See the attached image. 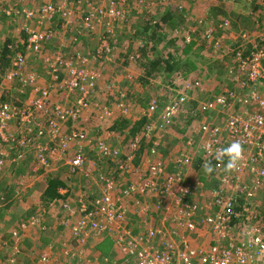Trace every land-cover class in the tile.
Returning <instances> with one entry per match:
<instances>
[{"label":"built area","instance_id":"built-area-1","mask_svg":"<svg viewBox=\"0 0 264 264\" xmlns=\"http://www.w3.org/2000/svg\"><path fill=\"white\" fill-rule=\"evenodd\" d=\"M84 1L93 9L95 6V19L88 11L83 19L73 20L70 3H45L41 9L34 11L26 5L21 9L15 6L6 9L4 14L11 17L15 9L19 10L18 15H22L25 21L24 30L27 29V23L50 25L52 19L58 16L64 19L60 27L63 31L73 30L81 20L85 21L82 29L97 31V27L103 28L109 18L124 16L126 13L118 9V1L121 0H79L75 4ZM260 1L264 3V0ZM103 2L106 7L97 9ZM228 27L229 23L225 21L217 29ZM210 33L211 30H208ZM56 35V31L45 29L26 31V51L34 53V57L39 56L43 47L41 45L53 42ZM261 35L250 44L248 54L245 55L241 49L232 52L243 70H232L236 74L233 83L237 87L244 89L249 84L252 87H264V35ZM242 38L245 39V36ZM97 52L99 57L93 53L88 56L76 51L73 58H65L62 52L43 58L47 86L42 88L32 75L23 79L26 58L15 56L4 79L20 83L23 79L24 83L28 82L33 98L15 105L0 96V147H9L16 139L15 135L8 133L11 125L20 128L23 137L17 141L14 149L9 148L12 152L5 148L4 152H0V168L8 161L6 155L13 157L10 162L17 161L15 164H20L24 156L31 152L35 158V170L49 169L52 165H56L54 168L57 169V165H60L68 170V178L79 176L84 181L91 178L98 192H88L89 195L85 197L74 196L73 201L60 200V204L69 218L71 241L83 247L91 241H102L110 237L117 257L115 264H264V201L259 204L255 200L258 194L261 200L264 199V101L251 93L249 97L252 103L246 97L239 100L246 105V115H225L220 123H204L197 128L195 135L198 134V140H202L197 149L204 159L202 166L211 161L215 168L212 175H217L214 180L218 186L210 193L203 192L199 186L181 184L175 176L165 171L161 163L152 164L145 170L140 163L135 166L134 155L123 154L125 146L122 151L99 139L92 145L98 161H113L116 168L113 173L100 172L81 150L72 155L69 151L75 144L87 140V133L77 123L92 110L101 112L100 107L95 110L97 106L93 99L103 82L102 73L92 71L89 66L96 62H108L111 52L109 43L101 39ZM241 80L243 83L238 85ZM102 85L106 92L112 90L109 84ZM188 86L186 91L195 90L203 94L197 82ZM57 93L66 97L75 94L73 103H55L53 95ZM227 93L231 99L237 96L233 94L235 92L225 90L199 102L198 106L202 112L206 109L218 110V107L226 105ZM180 102L183 103V99ZM255 104L256 108L250 109ZM128 107L118 100L112 110L104 108L101 113L110 116L115 111L127 116ZM157 108L156 102L152 101L145 111L149 122L144 126V138L147 140L154 138L150 137V127L167 125L181 110L179 102L174 100L166 102L158 113ZM205 136L204 141L202 138ZM29 141L34 143L32 147ZM237 141L242 145V159L236 170L226 172L224 163L215 159L217 149ZM129 143L130 150L135 153L138 150L137 141ZM153 144H156L155 140ZM153 151L151 149L150 152ZM190 154L182 157L186 167L195 158V155ZM121 155H125V159H121ZM68 192L69 185L59 190V195L64 197ZM153 198H157V201L147 206L146 202ZM152 213H160L156 223L150 220ZM133 217L144 220L145 223L140 222L145 228L143 236L134 235V224L129 221ZM29 222L33 226L35 219L32 217ZM198 240L202 246L195 249L192 244ZM204 241L208 243L204 245ZM39 262L48 264L47 254H43Z\"/></svg>","mask_w":264,"mask_h":264},{"label":"rangeland","instance_id":"rangeland-1","mask_svg":"<svg viewBox=\"0 0 264 264\" xmlns=\"http://www.w3.org/2000/svg\"><path fill=\"white\" fill-rule=\"evenodd\" d=\"M118 2L120 4L118 6V9L122 11L124 10V13L126 12V18L131 20L129 24L130 29H123V31H125L123 32V40L132 37L131 28L142 26V22L148 20L149 18L151 19V17H155L157 19L160 18L163 14L162 11L164 12L168 7L167 5L174 7V9H176V11L180 13L176 14L179 15L180 18H176V20L173 21V23H177L176 25L180 23L179 30L177 28L176 31H172L175 36L172 35V32L169 29H167L165 32L167 34H169L170 32V38H176L177 36L181 40H184L190 36L193 41H198V44H196V46L194 45L191 54L193 53V56L197 59L198 67L201 71H203V73L200 74V78H203L202 80H204L205 82L207 81V86L218 85V87L216 86L215 88L206 87L202 91L203 97H205L206 99H208L210 95L206 94L205 91H208L210 89L212 90L213 88V93L214 91H221L222 88L228 90V88L226 87L235 84L232 83V81L236 77V74H233L232 70L226 69V67L229 66L230 60L233 59L232 52L235 51L238 48V45H240L241 43L242 39L240 37H243V35L245 34L244 36L248 37L250 40L254 36L258 37L259 34H262L261 36L264 35V10L259 11L258 7L253 3V0H121V2ZM45 3H52L53 5L70 3V8L75 12L73 20H75V18L78 20V18L84 17L88 11L94 19L96 18V12L94 11L95 6L93 9L92 7L88 6L85 1L81 2V4H75L73 3V1L69 0H0V50L7 40L11 42L20 40L21 32H24L23 28L25 26L24 18L22 17V15H18L19 10L16 11L15 9L11 17H6L4 11L8 8L12 9L11 7L15 6L19 9L25 8V5L28 8L33 9L34 11L36 9H41V7L45 5ZM105 7L106 3L103 2L101 3V5H98L97 9H102ZM97 14L99 16V10ZM225 21L226 23H229V27L222 30L217 29V26L223 24ZM84 24L85 21H78L75 28L71 31L69 30L68 35L75 34L74 30L80 31V33L87 31L88 29H82V26ZM58 26L59 23L57 21L50 25L45 23L44 25L40 26H36L35 23H27V29L25 30V32L30 29H36L39 31L44 29L47 30V27L55 29ZM97 28V31L99 30L98 32L101 33L102 27L98 26ZM194 29H196V33L192 35L191 33L192 31H194ZM208 30H211L210 34H208ZM56 37L57 38H55V40L51 44L45 46V48L43 49L45 50V52H43L42 55L39 56V59L34 60L33 58H28L27 69H25V72L22 73L23 79L24 77L32 75L36 78V82H38L37 85H39V87L42 88L47 86V82L45 81L46 68L42 64V59L56 52H62L64 54L68 53V51H65V47H67L70 42L72 43V40H70L69 42L66 38H64L63 35L61 36L58 33ZM95 44L96 40L89 41V48L87 47L84 50L85 55L90 56V54H92V50H94ZM241 46H243V43H241ZM241 50L244 51L242 48ZM74 53L75 52H73V50H70V55H73ZM112 53L113 55L116 54L115 51H113ZM245 53L248 54L249 51L246 50ZM137 56L140 57V54H137ZM112 58L113 57H110L108 59V62H96L92 64V66H89L92 67V71H101L103 77V82L101 80L102 83L99 88L100 90L99 92H96L95 98L93 99L97 106L95 110H98L99 107L101 108L102 106H104L107 99L106 96L108 92L104 90V87L102 85L103 83H111L109 84V87L111 89L117 88L116 92L125 87L120 79V75H123L129 70L123 67L122 63L120 62L113 63ZM132 75H135V77L138 78L137 72L134 71ZM23 79L21 80V83L23 84L21 86H19L18 84L19 81H7L6 79H4L0 83V96L2 97V99L9 100L15 105H20L29 100V98H33V94L31 93L30 88L27 85L28 82L24 83ZM132 83L128 82L126 84V87H128L129 85L131 86ZM134 83V85H137L138 81ZM182 84L183 83L181 82V80L176 81L173 84L174 88L170 90V86H168L165 82L157 80L156 78H151L150 85L156 86L154 90H151L149 85L147 86L148 90L146 88L143 89L142 87L144 86H141L142 84H140V86H134L131 91V95L129 94L130 96L128 97L130 100H128L131 106H133L135 104L136 98L141 101L142 99H146V97H150L151 102H156V105L161 108L169 100L168 98L170 97L171 92H176L173 90L180 89ZM225 84H227L228 86H225ZM251 89L252 86L250 84L248 85V87H244V89L241 90L244 93L239 92L237 94L238 100H244L245 97L251 96ZM74 96L75 94L66 97L65 95L57 93L53 95V101L55 103L57 102L65 105H71L73 103ZM255 97L257 99L261 97L264 98V93H255ZM113 98L114 97L111 96L109 101L114 102ZM136 104L140 105L139 102H136ZM191 106V104H186L184 106L185 109H183L184 107L182 108L184 112L181 114L179 113L180 115L176 114V117L174 116L171 121L167 123V125L164 124L163 127H161L160 125H153V127H150V137H154L152 140H155L156 144H153L154 148L152 149L154 151L151 152V156H149L148 158H142L140 162L144 170L148 169L149 166L151 167L152 164L161 163L168 170H172V172H170V175L175 176L181 184L192 185L191 179L193 178V173H190L192 164L186 167L184 162L185 160L182 157H186L190 153L196 156L195 153L198 149V144L199 142H202V140L200 138L198 140V134L190 137L191 135H189L186 131L182 132V126L184 127L185 125H189L190 121H192L194 125H203L204 123L210 122L220 123L222 122V119L225 115L223 116L224 113L218 115L219 112H216L214 114L215 117L212 119H209L208 115L207 118L202 117L199 114H196L197 116L195 117V115L189 113V109ZM107 110L112 109L107 108ZM101 112L92 110L86 113L84 118L77 123L80 128H83L87 132V140L86 142L83 141L80 144H75L69 149V151L72 155L74 152L76 153L81 150L80 152L85 155V157L91 164L94 163L98 167L100 172L109 171L113 173L116 171L115 166H112L101 160L98 161L96 152L92 149V145L94 144V142L100 139L108 145L116 146L121 149L126 145L127 142H129L131 137H122L120 136V134L118 135L109 131V127H111L114 121L118 118V112L113 111L110 116L103 115V113ZM247 113L248 111L246 110V108L237 112H235L233 109L232 111L226 110L225 112L226 115L237 114L239 116L246 115ZM127 116L129 117L128 120L130 123L139 119V116H137V110L136 108L134 109V106L132 113H127ZM193 117H195L196 121L193 120ZM155 123L158 124V121H155ZM11 126L10 128L13 132L20 134V128L18 129L14 126ZM175 130L179 133L176 134ZM206 137L207 136L202 139L205 141ZM194 145L196 146L194 147ZM1 151L4 152V149L2 147H0V152ZM190 156L192 155L190 154ZM6 157L8 158L7 162H10V160L12 161V156L6 155ZM191 160H193V157H191ZM16 162H10L13 163V165L6 166V169L0 171V201H2V199L4 200L2 203L0 202V264H29L28 250L26 249L32 246L31 238L28 239L26 236L20 237L19 231L17 232L15 231V229L9 232L10 229L14 226L13 221L9 218L10 215H15L17 217L21 214L28 215V204L32 206L30 207V209L32 210V213L34 212V215L32 217L33 219H35V222L32 227H28V225H25L23 230L25 232H28L29 234H32V232L35 233V235H32V237L38 239L37 245H39L40 247L43 246L41 244L42 240H45L46 250H44V254H47L48 256V264H64V261L66 262L69 258L72 257L78 258L76 259L75 264H96L91 258V252H93L94 250L89 249V247H91V245H96V243L98 244L100 240L87 243V245L85 247L83 246L81 249L83 254L79 255L77 253V250L80 248V246L76 243H73L75 247L72 245L71 239L69 238V229L62 224H58L57 217L59 216L57 215V213H63L62 208H39L42 207V203L40 202V195L44 191L46 186V173L43 171V169H39L36 174L34 173L35 176L32 174L33 170H30L33 169L31 153L26 155L25 160L20 164H15ZM58 166L59 165H57V167ZM53 170H55V168H53ZM60 170L61 173L62 170L64 171V169ZM197 175V178L202 177L204 180L203 182H201L202 184H204V186L201 188L203 189V191H205L206 189L209 190V187L205 186L206 183H209L211 181L213 182V180L217 178V175L214 176L212 174H206L203 170H199L197 172ZM61 179H64L63 174H61ZM246 181H248V179H246ZM66 183L68 185L70 184V197L73 200V193L82 188L89 193L90 189H92V191L96 190L98 192L95 183L93 185H91L90 183L87 184V182L79 176L75 178L72 177L70 180L66 179ZM148 197L151 198V196L149 195ZM255 200L259 204L260 202L264 201V199H260L259 194ZM155 201H157V198L148 200L146 204L147 206H149L150 204H154ZM22 203L28 204L23 205L21 208L20 205H22ZM129 214L130 213H128L127 215ZM64 215L65 214H63V217ZM8 218L9 220H7ZM150 220L152 222L154 221L152 217H150ZM150 220L149 222L151 223ZM129 221L133 222L134 224V235L143 236L145 228L144 225L141 226L142 224H140V222H144V220H142V218L136 219L135 217H133ZM39 237H41L40 241ZM192 246L196 249L198 247H201L202 244L193 242ZM23 247L26 249H24ZM71 248L73 250H70ZM86 250L91 252L87 254ZM18 253H20L19 256L17 255ZM66 254H68V256L66 258H62ZM70 263L73 264V261H71ZM34 264H40L39 260L35 259Z\"/></svg>","mask_w":264,"mask_h":264},{"label":"trees","instance_id":"trees-1","mask_svg":"<svg viewBox=\"0 0 264 264\" xmlns=\"http://www.w3.org/2000/svg\"><path fill=\"white\" fill-rule=\"evenodd\" d=\"M69 1H73V3H76L78 0H69ZM250 1V0H248ZM253 3L258 7L259 11H263L264 7L263 4L260 0H253ZM168 7L166 8V10L163 12L162 11V16L160 18H155V17H151V19L149 18L146 21L142 22V26H137L136 28L133 27L131 28V38H127L126 40H123L122 37L123 36V29L128 30L130 29L129 24L131 22V20H129L128 18H126V16H117V17H113V18H109L108 20H106V22H104V27L102 28V33L100 34L98 31H86L85 33L81 34L79 33L80 31L76 32L75 34H69V30L67 31H63L60 29V27L63 24L64 19L58 18V16H55L50 24H53L55 21H57L59 23V26L55 29L53 28H48L47 30H52V31H56L59 35H63L64 38H66L69 42L70 40H72V43L70 42V44H68L67 47H65V51H68V53L64 54L65 58H73L75 55H70V50H73V52H76L78 50V52H81L83 54H85L84 50L88 47L89 48V41L90 40H96V44L94 47V50H92L93 55H95L96 57H99V54L97 52V47L98 44L100 43L101 39L106 40L111 48V52L109 54L110 57H113L112 62L113 63H117L120 62L122 63V66L127 68L129 71V73L125 72L123 75H120V79L123 83V85H125L124 88H121V90L117 91L116 89H112L111 91H109V93L106 96V102L105 105L102 106L101 108H112L114 104L118 103V100H121L125 105L129 106L127 110H129V113H132L133 111V106L134 109L136 108L137 110V116H139V119H137L136 121L130 123L128 120V116H125L123 114L118 115V118L114 121L113 125H111V127H109V131L116 133V134H120V136L122 137H131L129 142H135L137 141V145H138V150L134 153L133 151L130 150L129 146L130 143L127 142L125 145V150L124 153L125 155H129V154H133L134 155V164L135 166H137L142 158H148L149 156H151V149L153 147V140H147L144 138V126L148 125V119L145 117V111L148 108L149 103L151 102L150 97H146V99H142L141 101H139L137 98L135 99V104L133 106H131V104L129 103V96L131 95V91L134 88V86H137L140 84H142L141 86L143 89L146 88L148 90V85L150 86L151 90L155 89L156 86H152L151 84V78H156L157 80H161L162 82H165L168 86H170V90H172L173 84L176 81H180L183 83L180 87V89L178 90H173L176 92H171L170 97L168 98L169 100L167 102H169L170 100H174V102H179V109L181 108V110H179V113H183L184 110H182V108L186 105V104H191L192 106L189 109V113H192L193 115H195V117L197 116L196 114L201 115L202 117H206L207 115L209 116V119H212L215 117V113L219 112V114L226 112V110L228 111H232V109L237 112L240 111L244 108H246V105H243L241 102H239L238 100V96H233L235 97L231 99V96L228 95L227 93V98H226V105L224 107H218V110L215 111H210L208 109H206L204 112H202V110L199 108L198 103L204 100H207L205 97H203V94L199 93V92H195V90H189L186 91L187 87H189L188 85H192L193 83L197 82L199 84V87H201L203 90L206 87H218V85L215 86H207L206 82L204 80H202L200 78V74L203 73V71L200 70V68L197 65V59L193 56L192 49L194 47V45L196 46V44H198V41H193L192 38H189V40L187 41L186 39L181 40L180 38H178L176 36V38H170V32L169 34H167L165 31L167 29H169L171 32L174 30L176 31L177 28L179 30V24L176 25L177 23H173L174 20H176V18H180L179 15L176 14H180L178 13V11H176V9H174V7H171L170 5H167ZM75 16V12L73 11V17ZM123 17V18H120ZM180 20V19H179ZM172 23V24H171ZM24 30V28H23ZM196 29H194V31H192V35L195 34ZM97 32V33H95ZM172 35H174V33L172 32ZM130 36V35H129ZM57 38V37H56ZM55 40V39H54ZM219 41V40H218ZM52 41L48 44L45 45H41V52L38 54L39 56L42 55L43 52H45V50H43L45 48V46L51 44ZM251 43L247 44L245 50L243 51L244 54L246 55L245 51H250L251 50ZM220 46V45H218ZM26 32L24 30V32H21L20 35V40L16 41V42H11V41H6L2 47V49L0 50V83L4 80V77L8 74V72L11 69L12 66V60L15 58V56H21L23 58H26L25 60V68L27 69L28 66V58H33L34 60L39 59V56L34 57V53L32 52H27L26 51ZM220 48V47H219ZM218 48V49H219ZM222 48V47H221ZM242 48V47H241ZM75 49V50H74ZM240 49V48H239ZM43 50V51H42ZM113 51H115V55H113ZM29 53V54H27ZM89 53V52H88ZM137 54H140V57L137 56ZM154 56H153V55ZM91 55V54H90ZM187 56V57H186ZM28 57V58H27ZM233 59L230 60L229 66L226 67V69H231V70H236V71H243L242 70V65L239 61H237L236 56L232 55ZM231 57V58H232ZM152 58V59H150ZM39 61V60H38ZM102 61V60H100ZM137 72V76L138 78L135 77V75L133 76V72ZM245 71V70H244ZM206 72V71H205ZM244 75V74H242ZM124 76V77H123ZM17 81V80H14ZM138 81L137 85H134L136 82ZM132 83L131 86L129 85L128 87H126L127 83ZM233 83V81H232ZM243 81L241 80L240 84H242ZM19 86L23 85L22 83H18ZM108 84V83H106ZM111 84V83H109ZM158 86V85H157ZM225 86H228L227 84H225ZM115 88V86H114ZM149 88V90H150ZM214 88L208 91H205L206 94L208 95H219L221 92H225V88H222L221 91H214ZM228 88L229 91H231L233 94L237 95L239 92H243L241 91L242 88L237 87V85H230ZM125 89V90H123ZM218 90V89H217ZM117 94H116V93ZM211 92V93H210ZM251 93L255 94L258 92H262L264 93V87L263 86H254V88L252 87V89L250 90ZM115 93V94H114ZM244 93V92H243ZM113 94V95H112ZM130 94V95H129ZM113 98L114 102H110V98ZM119 96V97H118ZM249 98L250 103L251 102V97H246V99ZM129 99V100H128ZM183 99V103L180 102V100ZM259 100H263L264 98L261 97ZM9 101V100H8ZM11 102V101H10ZM136 102H139L140 105H137ZM139 106V107H138ZM256 104L253 105L252 107H250V109L252 108H256ZM232 109H231V108ZM100 110L102 111L103 109ZM161 108H157L156 113H158V111ZM185 109V107L183 108ZM179 114V115H180ZM217 115V114H216ZM200 116V117H201ZM195 117H193V120L196 121ZM67 126H71V125H67ZM170 126V125H169ZM200 125H194V123L192 121L189 122V125H185L184 127L182 126L181 131L184 132L186 131L189 135H191L190 137L195 136L196 134V130ZM172 127V125H171ZM177 130V129H176ZM175 130V133L178 134L179 132ZM186 133V134H187ZM189 137V138H190ZM34 143H32L31 141H29V146H33ZM196 145H194L195 147ZM196 156L193 160L192 163V168H191V174L193 173V178L191 179L192 181V185L193 186H199V187H203L204 184H202L201 182H203V178H197V172L201 169H203L202 167V163H203V156L202 154H200V152L198 150H196ZM125 155H123L122 159H125ZM98 159V158H97ZM33 160V158H32ZM108 164L110 165H114L115 163L113 161H108ZM56 165H52L49 169H45L44 172L46 173V179H45V189L44 191L41 193L40 195V202H42L45 205H49L50 203H52L54 200H59L62 199V197L59 195V190L62 189H66V186L68 185L66 183V179L70 180V178H68V170L65 167H61L59 165V167L55 170H53V168ZM166 168V167H165ZM60 169H64V171L62 170V173L60 172ZM52 170V171H51ZM99 170V169H98ZM171 170V169H170ZM167 168L165 169V171H167L168 173L172 172V170L170 171ZM38 171V170H35ZM108 174L110 173L109 171L107 172ZM195 173V174H194ZM34 176L35 174L32 173ZM61 174L64 175V179H61ZM213 174V173H211ZM31 175V176H33ZM75 178V177H74ZM87 184L90 182L91 185L94 184V181L91 180V178L86 180ZM70 185V184H69ZM205 186L209 187V190L212 191V189H216L218 184L216 182V180H213V182H209L206 183ZM213 186V187H211ZM70 188V187H69ZM203 190V189H202ZM209 190H205L203 192L205 193H210ZM4 191V190H3ZM96 191V190H95ZM74 196H87L88 192L86 190L79 189L77 191H75V193H73ZM64 198L67 201H73V199L70 197V191L64 195ZM24 204H28V203H24ZM23 204V205H24ZM30 207H32L31 205L28 204V215L25 214H21L20 216H15V215H10V219L13 221L14 227H18L20 228L21 225L25 226L28 225V227H32L31 223L29 222V219L32 218V216L34 215V212L32 213V210L30 209ZM26 211V210H25ZM63 213L58 212L57 215L59 217H57V221L58 224H62V222L67 221V217L66 215H64L63 217ZM160 213H152L150 214V216L152 215V219L154 220V223H156L160 217H159ZM18 218V219H17ZM65 218V219H63ZM15 221V222H14ZM26 223V224H25ZM70 223V222H69ZM24 228V227H23ZM20 231V237L22 236H26L28 239L31 238V243L32 246L29 248H24L26 250H28V261L29 264H34V260L37 259L40 261V257L44 254V250L46 248V244H45V240H42L41 244L43 246H39L37 245L38 239L32 237V235H35V233L32 232V234H29L28 232H25L23 229L18 230ZM31 235V236H30ZM27 239V240H28ZM41 240V237H39V241ZM24 242V241H23ZM86 246V245H85ZM84 246V247H85ZM45 247V248H44ZM75 247V246H74ZM40 248V249H39ZM82 246L77 250V253L79 255H82ZM89 249H93L94 251H87V254L89 252H91V258L94 260V262L96 264H110L109 262H104V260H107L108 257L110 256L111 253H113L114 249V243L111 241L110 237L105 238L103 241L99 242L96 245H91V247H89ZM81 251V252H79ZM24 255V254H22ZM68 255L62 257V258H66ZM78 258L72 257L69 258L66 262L64 261V264H71L70 262L73 261V264H75V261ZM98 261V262H97ZM37 262V261H36Z\"/></svg>","mask_w":264,"mask_h":264},{"label":"clouds","instance_id":"clouds-1","mask_svg":"<svg viewBox=\"0 0 264 264\" xmlns=\"http://www.w3.org/2000/svg\"><path fill=\"white\" fill-rule=\"evenodd\" d=\"M245 35V34H244ZM242 40H241V43H243V46H241V43H240V45H238V48L237 49H241V47H242V49L243 50H245V48H246V46H247V44H249V43H254L256 40H257V37L256 36H254V37H252L250 40H249V38L248 37H246L245 36V39H243L242 37H240ZM254 38V39H253ZM248 41H250L249 43H247ZM246 42V43H245ZM79 126V125H78ZM80 128V127H79ZM81 129H83V128H81ZM84 130V129H83ZM85 131V130H84ZM86 132V131H85ZM8 133L9 134H12V135H15V137H16V139L9 145V147H7V151H10V152H12L11 150H9V148H11V149H14V147L15 146H17V141H19L21 138H23L22 137V134H21V132H20V134L19 133H15V132H13L12 130H11V128H10V130H8ZM87 133V132H86ZM109 146H111V147H113L112 145H109ZM93 147V146H92ZM3 148H5L6 149V146H3ZM115 148V147H114ZM119 148V147H118ZM123 149L124 148H121V150L123 151ZM5 151V150H4ZM31 152H29L28 154H30ZM28 154H26V155H28ZM32 154V153H31ZM242 154H243V149H242V145L237 141V142H233V143H231L230 145H228L227 147H224V148H220V149H217V152H216V156H215V159L218 161V162H220V163H224V167H225V171L226 172H231V171H233V170H236L237 168H238V166H239V162H240V160L242 159ZM26 155L24 156V158L22 159V161H24L25 160V157H26ZM122 156V155H121ZM32 158H33V160H32V164H33V169H30L31 171L33 170V173H37V171H35V158H34V155L32 154ZM121 159L123 158V156L122 157H120ZM225 158H227V161H226V163H225ZM21 161V162H22ZM20 162V163H21ZM9 165H13V163H10V162H7L6 164H5V166L4 167H2V168H0V171H2L3 169H6L7 167L6 166H9ZM203 167V171L206 173V174H211V173H213L214 171H215V168H214V166H213V164H212V162L211 161H208V162H205L204 163V165L202 166ZM39 169H41V168H38L37 170H39ZM44 171V170H43ZM171 174V173H170ZM72 178V177H71ZM70 178V179H71ZM5 190V189H4ZM62 197V199H59V200H54L52 203H50L49 205H45V204H43L42 202V204H41V206L42 207H39V208H41V209H44V208H46V207H57L58 209H61L62 207H60L61 206V204H60V200H65V198L63 197V196H61ZM4 200L2 199V201H0L1 203L3 202ZM23 204V203H22ZM21 206V205H20ZM64 212V211H63ZM66 215V214H65ZM66 217H67V215H66ZM68 222H69V218L67 217V221H64V222H62V225L63 226H65L66 228H68L69 229V227H68ZM13 229H15V231H17L18 232V230H20V229H22V225L20 226V228H18V227H12L11 229H10V231L9 232H11ZM134 229H135V227H134ZM20 232V231H19ZM69 238H70V231H69ZM103 241V240H102ZM72 242V245L73 246H75L73 243V241H71ZM99 242H101V241H99ZM98 242V243H99ZM97 244V243H96ZM66 245V244H65ZM72 246V247H73ZM45 250H46V248H45ZM70 250H73L72 248L70 249ZM113 253H114V251H113ZM19 254L20 253H18L17 255L19 256Z\"/></svg>","mask_w":264,"mask_h":264},{"label":"crops","instance_id":"crops-1","mask_svg":"<svg viewBox=\"0 0 264 264\" xmlns=\"http://www.w3.org/2000/svg\"><path fill=\"white\" fill-rule=\"evenodd\" d=\"M113 147H116V146H113ZM122 148H124V147H122ZM90 183V182H89ZM91 184V183H90ZM90 192H92V189H90L89 190ZM89 195V194H88ZM87 195V196H88ZM24 204V203H23ZM23 204L21 205V208H22V206H23ZM25 205V204H24ZM5 220H6V217H5ZM7 220H9V218L7 219ZM195 242H197V243H199L200 244V241L198 240V241H195ZM208 242L207 241H204V245H206ZM116 260H117V257H116V255L114 254V253H111L110 254V256L108 257V259L107 260H104V262H109L110 261V264H115L116 263ZM98 262V261H97Z\"/></svg>","mask_w":264,"mask_h":264}]
</instances>
